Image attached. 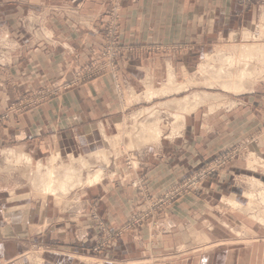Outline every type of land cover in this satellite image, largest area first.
I'll return each instance as SVG.
<instances>
[{"label": "crops", "instance_id": "1", "mask_svg": "<svg viewBox=\"0 0 264 264\" xmlns=\"http://www.w3.org/2000/svg\"><path fill=\"white\" fill-rule=\"evenodd\" d=\"M120 2L126 49L118 61L121 88L115 76L105 75L12 115L0 127V149L24 151L36 165L92 158L137 118L148 122V94L161 91L171 73L175 82L193 79L217 44L254 33L264 11V0ZM109 5L0 0V110L49 83L71 80L75 69L95 59ZM256 85L229 96L223 107L205 104L184 114L180 128L174 123L161 130L157 142L124 137L134 146V167L125 164V155L109 179L83 187L72 199L0 176V264H264V226L245 211L251 182L264 184V169L247 166L251 155L264 160V86ZM238 145L248 150L209 177L197 196L182 197L94 252L104 235L99 225L119 229L142 206L134 183L143 180L148 194L160 197Z\"/></svg>", "mask_w": 264, "mask_h": 264}, {"label": "bare ground", "instance_id": "2", "mask_svg": "<svg viewBox=\"0 0 264 264\" xmlns=\"http://www.w3.org/2000/svg\"><path fill=\"white\" fill-rule=\"evenodd\" d=\"M244 38L245 40H251V39H256L257 36L253 35V33L250 32L245 34ZM232 40L237 42L238 40H240V38L238 35H233ZM234 51L235 54H237V56L239 55L238 56L239 58H234L232 54L231 56L228 57L224 56L223 54H219V56L217 57L216 56L208 57L209 63L211 62L213 64H219V67H214L212 65L201 67L200 73L204 78L207 79L206 84L208 87H212V89H214L213 87L220 86L226 92L233 94L234 93L243 94L249 91L255 85L256 82L255 80L253 81V79L264 78V44H249V45L247 44L244 46H237L235 47ZM175 81L176 79L174 75L171 73L169 75V81L167 85H165L164 88L159 92L151 91L148 94V99H153L154 97H158L159 95L166 96L171 93L179 94L188 91L187 90L189 89L188 85L178 86ZM218 99L219 98H217L216 96L205 92L204 94H194L191 96H187L184 99L178 100L176 103L178 104L181 112L184 111L185 114H191L195 112L202 105L207 104L209 101L216 102L218 101ZM217 105L222 106L221 103ZM233 105H235V103ZM151 112L152 111H150V114ZM149 117H153V118H149L152 120H148L147 123H144V125L140 127L139 132H137L139 134L137 140H139L142 143L146 141L145 140L146 137L148 141L151 139L155 142H157L158 140H160V138H162L161 137L162 132L159 129V122L157 116L150 115ZM174 118L176 120L174 129L177 130L183 124L184 117L183 115L178 114L175 115ZM108 146L111 147L110 144ZM11 155H15L13 157L16 159L18 158L20 160L25 158L26 164L28 166H31L32 164L31 158L26 156L23 157V155L20 153H16V154L12 153ZM102 157L106 161L107 159L106 155ZM77 165L79 167H77ZM53 166L54 165L47 168V172L42 175L41 170L43 169L44 166L43 164H39L38 165L39 172L30 175L31 180L34 182L35 186L46 194L56 195L57 193H60L62 195H68L71 191H73L77 187L94 186L98 184L104 177V170L102 169H98L95 173L90 174L89 170L92 169V165L87 160L84 159L72 160L71 164L63 168L62 171L57 169V167L55 166L53 167ZM251 166L254 167L253 165ZM84 170L88 171L86 178H84L85 177ZM251 183L253 184L254 187L252 192L249 193L246 192L247 197L249 199V205H248L249 207L247 208L248 210L245 211L246 212L248 211V213H250V215H253V217L255 216L256 220L259 221L264 226V184L257 180ZM237 206H234V208L236 209Z\"/></svg>", "mask_w": 264, "mask_h": 264}, {"label": "rangeland", "instance_id": "3", "mask_svg": "<svg viewBox=\"0 0 264 264\" xmlns=\"http://www.w3.org/2000/svg\"><path fill=\"white\" fill-rule=\"evenodd\" d=\"M121 7H122V5H121ZM110 8H111V0H110V5H109V11H110ZM109 11H108V16H109ZM121 24H122V19H121ZM263 28H264V11L261 14L260 24L255 28V31L253 33V35H256L257 36L256 39L245 40V38L242 37L237 42L236 41H233L231 39L230 41H232V42H221L220 44H217V47L211 53L207 54L202 59L200 65H199V69H198L197 73L195 74V76L193 77V79H189V80H187L185 82H183L182 80L179 81V82H176V84L178 86L188 85L189 86V89H187L188 91H185V92L179 93V94H173V93H171V94H168L166 96L165 95H163V96L162 95H159L157 99L148 100V113H149L148 120H152V119H149V118H153V117H149L150 115H153V116L155 115L158 118L160 131L161 130H163V131H170L172 129L174 123L176 122L174 116L175 115H178V114L179 115L181 114V115L184 116V114H185L184 111H182V112L180 111L179 106L176 103L178 100L184 99L187 96H191V95H194V94H204L206 92V93H210V94L216 96L217 98H219L218 101H216L217 103L215 101H209L207 104L212 105V106H219L217 104L221 103L223 105L225 103L224 102L225 99L228 98L229 96L237 97V95H239V94H236V93L233 94V93L226 92L220 86L213 87L214 89H212V87H208L207 84H206V80L207 79L204 78L201 75V73H200L201 67L208 66V65H212L214 67H219V64H213L211 62L209 63V60H208V57H213V56H216L217 57V56H219V54H223L226 57L231 56V54H232L234 58H239L238 57L239 55L237 56V54H235V51H234L235 50V47H237V46H244V45H247V44L248 45L249 44H264V31H263L264 29ZM104 32H105V30H104ZM104 32L102 33V36H103ZM261 33H262V35H261ZM120 35H121V31H120ZM102 36H101V41H102ZM101 44H102V42H101ZM121 57H122V55H121ZM121 57H120V59H121ZM91 62H89V63H91ZM89 63H87V64H89ZM84 66H82V67H84ZM82 67H78L77 69H75L73 78L71 80L61 79V80H58V81H54L52 83H49L46 87H44V88H42V89H40L38 91H35V92H42V91H45V90H52V86L54 84H59V83L64 82V81L72 82L74 80V78H75V75L77 73V70H80ZM259 69H260V66H259ZM106 75H112V76H114L113 74H106ZM99 78L100 77L91 79V80H89V81H87L85 83L73 85L70 89H68L66 91H63L60 94L55 95L54 97H57V96L65 93V92H67V91H69V90H71V89H73L75 87L81 86L83 84L89 83V82H91L93 80H96V79H99ZM117 78H118V75H117ZM259 79H256L255 78V79H253V81L255 80V82H256L255 84H257V85L264 86V78H261L260 80ZM120 82H121V85H122L123 84L122 81H120ZM116 84H117V82H116ZM35 92H32V93H35ZM32 93L25 95L24 97H22L21 100H24L26 97L30 96ZM54 97H52V98H54ZM52 98H50V99H52ZM50 99H47L44 103H46ZM17 103H15V104H17ZM15 104H13V105H15ZM40 106H38V107H40ZM38 107H35V108H38ZM35 108H33V109H35ZM7 109L0 110V111H6ZM26 111H29V110H26ZM150 111H152L151 114H150ZM15 115H20V114H15ZM9 121H10V119H9ZM9 121H7L5 124H7ZM133 121H135V120H133ZM132 123L133 124L131 126V129L128 128L125 134L124 133L121 134V136L118 137V138H116V139L107 138V140L109 141V144L111 145V147H109L108 145H105L104 150L102 152L98 153V156L100 158L97 156V154L94 155V156H92V158L91 157L90 158H86V157L84 158V160H87L92 165V169L89 170L90 171V174L95 173L98 169H102V170H104V177H103V179H106V178L109 179L110 176H111V168H112V166L114 165V163L116 161H118V159L123 158L125 155H126L125 164L127 165V158L130 157L129 154H130V151H132L133 146H131L129 144H124V139L126 138L129 141H132V140L135 141V140H137V137H139V134L137 132H139L140 127L144 125L143 121L140 122L138 120L135 121V122H132ZM5 124L1 125L0 127L4 126ZM160 125H161V127H160ZM238 146H240V145H238ZM234 148H236V147H234ZM234 148H232V149H234ZM12 153H14V154L20 153V154L23 155V157L26 156V157H29L30 158V156L28 154L23 153V152H18L16 150L12 149V148H6V147L1 148L0 149V176L8 177L9 179H12V182H11L12 184L29 183L30 185H33L36 190H38L40 192H43L39 188H37L35 186L34 182L31 180V177H30L31 174H34V173H38L39 172L38 165L34 164L33 161H32L31 166H28L26 164L25 158L24 159H21V160L18 159V158L16 159V158L13 157L15 155H11ZM104 155H106V158H107L106 161L102 157ZM242 156L243 155H241L238 158H241ZM132 159L134 160L133 157H132ZM258 159H259V157H256V156H253V155L250 156L248 158V161H247V166L248 167H252L251 165H253L254 166L253 167L254 169H264V167H260V166L256 165V163H258V161H262L263 160V159H261V160L260 159L258 160ZM75 160H81V159L78 158V159H75ZM232 162H230L228 165H230ZM70 164H71V159H67L65 161L63 159L48 160V162L43 163V166L44 167L41 170V174L43 175L44 173H46L47 172V168L51 167L52 165H54L55 167H57V169H59L60 171H62L63 168H65L66 166H68ZM135 164H136V160H134L133 167H134ZM77 167H79V166L77 165ZM84 172H85L84 173L85 174L84 175L85 176L84 178H86L87 177L86 175H87V172L88 171L84 170ZM83 187H86V186L77 187L76 189H74L73 191H71L68 195H62L60 193H57L56 196L57 197H63V198L71 197V199H72L73 198L72 195H74L78 190L82 189ZM251 216L253 217V215H251ZM252 219L256 220L255 216ZM99 231L101 232V230H99ZM108 247H106V248H108ZM133 263L135 264L136 261H134V262H125V264H133ZM144 264H145V262H144Z\"/></svg>", "mask_w": 264, "mask_h": 264}, {"label": "built area", "instance_id": "4", "mask_svg": "<svg viewBox=\"0 0 264 264\" xmlns=\"http://www.w3.org/2000/svg\"><path fill=\"white\" fill-rule=\"evenodd\" d=\"M243 4L248 5L251 0H240ZM121 31V2L120 0H111V8L109 11L108 22L105 32L102 36L101 49L95 59L91 63L86 64L80 70H77L75 78L72 82H61L54 84L52 90L32 93L30 96L12 105L6 111H0V126L9 121L10 117L15 114H21L26 110L33 109L43 104L47 99L70 89L73 85L85 83L91 79L113 74L116 78L117 86L121 88V82L117 78L118 60L121 55L126 52L120 43ZM246 145H240L223 153L212 162L205 165L202 169L196 171L184 181L178 183L172 189L161 195L153 197L148 194L144 186V181L140 180L133 184V187L140 190L143 197L142 206L137 207L135 213L130 217L129 221L121 228L116 230H107L103 225H99V229L104 234L96 242L94 251L100 252L110 246L116 239L130 232L134 227L153 219L157 214L164 211L171 204L178 201L182 197L193 195L197 196L202 189L203 183L211 176L221 172L230 162L234 161L247 151ZM128 155V154H127ZM130 155V154H129ZM259 160V159H258ZM261 160V159H260ZM134 160L127 158V165L133 167ZM256 165L263 167L264 161H258Z\"/></svg>", "mask_w": 264, "mask_h": 264}]
</instances>
